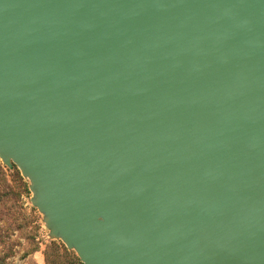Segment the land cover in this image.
<instances>
[{"label":"water","instance_id":"1","mask_svg":"<svg viewBox=\"0 0 264 264\" xmlns=\"http://www.w3.org/2000/svg\"><path fill=\"white\" fill-rule=\"evenodd\" d=\"M0 160L82 264H264V0H0Z\"/></svg>","mask_w":264,"mask_h":264},{"label":"rangeland","instance_id":"2","mask_svg":"<svg viewBox=\"0 0 264 264\" xmlns=\"http://www.w3.org/2000/svg\"><path fill=\"white\" fill-rule=\"evenodd\" d=\"M32 198L18 168L0 160V264H82L61 240L49 237Z\"/></svg>","mask_w":264,"mask_h":264}]
</instances>
